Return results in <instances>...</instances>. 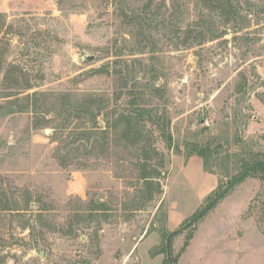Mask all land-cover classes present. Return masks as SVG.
Masks as SVG:
<instances>
[{"label":"rangeland","instance_id":"rangeland-1","mask_svg":"<svg viewBox=\"0 0 264 264\" xmlns=\"http://www.w3.org/2000/svg\"><path fill=\"white\" fill-rule=\"evenodd\" d=\"M146 1L0 0V264H168L167 234L264 158V0H154L137 36L118 10ZM130 86L156 113L135 145L118 121ZM194 145L217 176L198 205ZM139 160L159 172L152 199ZM170 245L176 264H264L263 176Z\"/></svg>","mask_w":264,"mask_h":264},{"label":"trees","instance_id":"trees-1","mask_svg":"<svg viewBox=\"0 0 264 264\" xmlns=\"http://www.w3.org/2000/svg\"><path fill=\"white\" fill-rule=\"evenodd\" d=\"M174 1V0H173ZM199 2L202 3H208V2H216L218 4L221 3V6L224 5H231V1L232 0H198ZM154 0H147L145 4H143L140 8L137 9H125V8H120L119 11V16L124 20V23H133L134 26L136 27V33L135 35H143V33L145 34V28L143 25H146L147 28H151L152 23L154 22V20H152L153 18H157L158 15V10L159 7H153ZM211 6V5H210ZM132 36H134V33H131ZM130 36V35H129ZM131 36V37H132ZM146 38L145 42L142 41V43H144V45L151 47L150 48V52H155L156 51V46H155V41L152 40L150 41V39ZM151 45V46H150ZM142 46V48H140L138 51L139 53H142L144 50V47ZM108 70V69H105ZM103 71V70H101ZM116 73H118V71H115ZM120 72V71H119ZM123 74V73H122ZM162 88H160V86L156 87L155 90L160 91ZM129 95H128V100L126 101L132 108H133V112H129V113H121L118 115V121L122 124H124L125 129L123 130L124 133V137L131 140V144L135 145V144H139L141 141V137H143L142 134V129L140 128V126L138 125L139 119H143L145 116L151 118L152 116H155L156 113H154L152 110H148L145 109L144 107H139L138 103H139V99L142 97V93H138L134 90L133 86H130L128 88ZM91 98V96L89 97ZM87 109H88V113H90L91 117L93 118V111L90 110L92 109L93 106V101L92 102H88L87 104ZM81 108V107H80ZM33 110L36 109V105L34 104ZM76 109V108H75ZM77 109H79V107H77ZM162 132H165L168 127H167V123L165 122V118L162 121ZM64 126H61V129H63ZM55 131L56 129H58L57 127H54ZM167 138L169 143H171L172 141V136L171 134L168 132L167 133ZM180 149L177 146V150ZM180 152V150H178ZM192 155H198L200 157L203 158V161H205V150L202 148H196V146H192L191 147V151L186 153V156H192ZM258 155V153H257ZM258 161H264V158L260 157L259 159H256L252 162H242L241 164V168L244 170L245 168H247L248 166H250L251 164L258 162ZM138 165L141 166V174H140V180L143 181V183L148 186L152 191L150 193V199H152L155 196V190L156 188L159 189V182H157L156 180V175H159V172L156 168H151L150 172H146V163L142 162V160H139ZM260 173L263 178H264V164H261L259 166H257L254 170H252L248 176H251L255 173ZM247 177V176H246ZM244 179V178H243ZM191 237H189L190 239ZM172 239V238H171ZM187 242L185 243V245H187ZM173 264H176V259H172ZM168 262V260H167ZM169 264V262H168Z\"/></svg>","mask_w":264,"mask_h":264},{"label":"water","instance_id":"water-1","mask_svg":"<svg viewBox=\"0 0 264 264\" xmlns=\"http://www.w3.org/2000/svg\"><path fill=\"white\" fill-rule=\"evenodd\" d=\"M86 60H92L93 56H86L84 57ZM264 164V161H258L247 168H245L240 174H238L236 177H234L228 184H226L207 204L206 206L198 213L196 214L191 220L186 222L184 225H182L180 228H177L171 232H169L165 239V248H166V257L169 262V264H173V261L171 259V238L174 236L175 233L183 231L193 225L196 221H198L200 218H202L233 186H235L237 183H239L243 178L248 176V174L254 170L257 166ZM40 255L42 256L43 253L41 252Z\"/></svg>","mask_w":264,"mask_h":264},{"label":"crops","instance_id":"crops-1","mask_svg":"<svg viewBox=\"0 0 264 264\" xmlns=\"http://www.w3.org/2000/svg\"><path fill=\"white\" fill-rule=\"evenodd\" d=\"M191 167L195 168L200 174V182L194 188L195 200L193 201L198 205L217 186V176L206 171L203 168V162L195 156L189 158L185 169Z\"/></svg>","mask_w":264,"mask_h":264}]
</instances>
